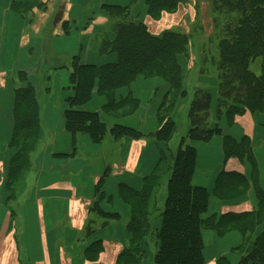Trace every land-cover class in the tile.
<instances>
[{"label": "trees", "instance_id": "obj_1", "mask_svg": "<svg viewBox=\"0 0 264 264\" xmlns=\"http://www.w3.org/2000/svg\"><path fill=\"white\" fill-rule=\"evenodd\" d=\"M123 1L102 0L100 6L104 17L109 20L108 32L113 37L108 38L107 34L99 42V55L115 54L117 62L96 66L82 63L81 56L72 59L70 84L73 94L67 98V107L63 112L65 134L71 140L70 149L64 155L54 156L56 158H75L80 136H88L96 145L102 144L106 136L115 141L147 138L167 144L176 132L177 126L172 115L179 101L188 95L187 76L179 57H184L189 66L193 54L192 40L173 29L154 36L139 19L141 16L137 10L143 6L150 19L159 21L164 15H176L183 6L195 1L126 0L125 4ZM207 3L211 6L212 19L207 24L204 18V24L207 27L212 24L216 35V15H219L223 21L222 33H225L218 41L216 70L220 100H217L219 105L215 107L216 125L212 127L210 124L214 111L213 94L199 87L190 106L188 135L181 141L176 154L171 155L169 161L165 152H161L157 166L143 179L140 191L120 185V196L132 209L128 224V231L132 235L131 246L121 254L120 264H144L149 247L155 250L153 264H205V229L215 230L219 236L231 230L239 232L244 253L239 264H264V230L261 235L254 237L257 228L264 225V189L251 147L252 141L244 136L238 142L226 136L219 126V122L226 119L232 127L237 118L246 113L254 115L258 112L264 116V0H208ZM46 5L43 0H21L13 4L12 10L26 17L28 13L33 15L36 10L41 11ZM89 22L85 23L84 32L90 29ZM73 25L79 23L63 20L60 34L69 36L73 30L78 31ZM255 63L259 67L254 70ZM194 67L189 66L188 71ZM141 76L162 79L170 87L156 114L158 130L144 135L140 130L120 125L110 127L103 115L121 119L132 116L138 110L139 100L127 97L116 102V92L130 87ZM19 78L27 85L16 90L13 99L11 146L18 150L9 164L5 184L9 203L16 202L22 194L40 147L41 98L36 88L29 83L27 73L21 72ZM95 91L105 95L108 104L100 112H88L83 108L92 101ZM216 138L223 139L224 162L235 160L239 164L248 163L252 167V175L249 180L242 173L223 170L216 180L215 198L229 202L246 196L253 189L258 200L256 211L205 218L211 207V195L206 188L194 184L198 151L187 142L208 144ZM168 175L161 226L154 230L151 224V201ZM103 184L104 178L97 183L96 194H99ZM93 211L105 219L106 224L120 218L116 214L104 213L98 203L94 205ZM16 215L17 211L10 207L11 229ZM95 246L99 248V243ZM219 264L229 263L221 260Z\"/></svg>", "mask_w": 264, "mask_h": 264}, {"label": "crops", "instance_id": "obj_2", "mask_svg": "<svg viewBox=\"0 0 264 264\" xmlns=\"http://www.w3.org/2000/svg\"><path fill=\"white\" fill-rule=\"evenodd\" d=\"M20 1L0 0V72H3L0 73V85L8 79H11L13 84L5 107L8 109L7 118L4 120L6 116L4 109V116L0 117V264H120L121 254L131 246L132 235L128 231V224L132 217V209L120 196L119 187L126 185L140 191L143 179L157 166L161 152H165L168 159L171 158L168 150L162 149L161 143L153 139L147 141V138L141 140L124 138L115 141L112 137L106 136L102 144L96 145L81 136L78 140L79 154L77 153L75 158L56 160L54 156L64 155L69 151L71 140L65 134L61 116L57 117L54 109L44 104L42 113L48 130L47 137L44 136L47 148L41 152L40 146L36 158L37 168L28 175L23 192L18 198L20 206L15 209L16 219L12 229L10 228L12 223L10 206L13 202H8L5 184L9 164L17 151L15 149L12 151L10 147L14 128V93L26 87L27 83L19 78L21 72L28 74L29 83L38 91L37 78L45 69L51 67L49 61L42 64L44 40L31 37V33L26 31L30 23L12 10L13 4ZM73 9L71 2L66 3V14L60 23L58 22L59 27L63 20L77 21L79 25L73 27L88 35V41L90 35H95L90 30L93 28L90 25L93 21L89 22L88 32H84L81 22L85 16L83 17V14L79 17L73 16ZM141 10L145 14L140 15L139 19L149 27L154 36L162 34L170 27L166 19L171 15H164L161 20L153 21L147 16L145 8ZM103 15L101 20H106V29L103 31L107 32L108 38L113 37L108 32L109 20ZM45 23L41 22L39 26L38 23L30 24L29 31L39 37L43 34ZM73 33L75 30L66 36L67 39H70ZM64 44L68 48L62 53L67 54L68 58L81 56L82 63L102 66L117 62L115 54L100 56L99 46L96 47L93 39L86 44L80 43L79 40L76 45H70L68 40ZM20 48L23 51L21 60H19L21 51H18ZM100 60L102 62H99ZM9 71H12V75H5ZM169 89V85L162 79L141 76L130 87L116 92V102L127 97L139 100L138 110L126 118L115 119L108 115H103V118L109 126L120 125L136 129L134 125L138 123L144 135L153 134L159 128L157 111ZM182 102L183 100L179 101L172 115L173 120ZM107 104V97L95 91L92 101L83 109L88 112H100ZM258 116L257 118L254 115L250 126L247 127L242 124L241 118H237L236 124L232 127L228 125L226 119L220 121L219 126L226 136H231L238 142L247 136L256 146L257 135H260L264 142V129H261L263 121L260 123L262 117ZM210 124L212 127L216 125L214 115ZM108 138L111 141H108ZM222 143V138H216L208 144L194 143L198 144V147L194 146L198 151L194 183L196 186L206 188L212 197V213L207 218L225 213H250L258 208V200L253 189L246 196L229 202H221L214 198L216 180L223 170L242 173L249 180L252 175V167L248 163L239 164L235 160L224 162ZM80 153L81 157L86 159L80 160ZM259 162L260 182L264 189V161L259 159ZM102 178L103 187L99 194H96V185ZM97 203L104 213L116 214L120 218L106 224L105 219L93 211ZM263 230L264 225L259 226L254 237L261 235ZM204 231L208 233L206 235L203 233L205 264H219L221 260H226L229 264H239L241 257L233 255L234 251L243 253L241 249L243 239L239 232L231 230L224 236H219L215 230ZM235 234H239V237ZM231 237L232 244L227 249L222 248V242ZM97 243L99 248L95 246Z\"/></svg>", "mask_w": 264, "mask_h": 264}, {"label": "rangeland", "instance_id": "obj_3", "mask_svg": "<svg viewBox=\"0 0 264 264\" xmlns=\"http://www.w3.org/2000/svg\"><path fill=\"white\" fill-rule=\"evenodd\" d=\"M124 1L126 2V0ZM124 1L123 4H125ZM194 1L195 2H190L188 5L183 6V8L180 9L176 15L170 16L168 19H166V21L170 25L169 28L171 29L173 28V30H176L180 34H186L188 37H191L193 44V48L191 51L193 54H191V58H190L191 63L190 61L188 63H190L189 64L190 67H193L195 65L194 69L188 71L189 66L186 65L185 58L179 57L181 62L180 64L183 68L184 74L185 76H187L188 95L186 96V98L183 99V102L181 103L182 105L181 108L175 114L174 120L176 121L177 130L173 138L171 139L170 143H168L167 145L163 143L160 144L162 149L168 150V152L170 153L169 155L176 154V152L180 147L181 141L184 138H186L188 135L190 129L189 111H190L191 103L194 100L196 90H198L199 87H203V89H208L213 94L214 116H215V107L219 105L217 104V102L220 100L219 81L217 77L218 72L216 69H217V60H218V45H219L218 41L221 40L225 34L222 33L223 21L219 15H216L219 26L217 25V31L215 35L214 26H212L211 24V27H207L203 22L205 18L206 23L210 24V18L212 19V10H211V6H209V4L207 3L208 0H201L199 2H197V0ZM43 2L46 3L47 5L44 6L41 9V11L36 10V12H34L33 15L31 13H28L27 16L23 18L32 25L34 23H38L39 26L41 22L42 24L46 22L43 28V34L39 37L34 36V33L29 31L31 26L30 24L29 26L26 27V31L28 33H31V37H36L44 40L43 42L44 48L42 51L44 59L42 64L44 65L45 62L49 61V66H51L48 70L45 69L43 73L40 74V76L37 78L36 81L38 84V93L42 102L41 113L44 112V108H43L44 104L49 105L51 109H54V111L57 113L58 115L57 117L61 116V120L64 122L63 111H65L67 107L66 101L67 98L73 94L70 84L71 62L73 58L72 57L68 58L67 54L62 53L63 50L68 48L67 45H65L64 43L65 41L68 40L70 41V45H74V44L76 45L77 41L79 40L80 43L86 44V42L88 43L91 39H93V42L96 43V47H98L100 39H102L104 36H107V32L103 31L104 29H106L105 28L106 20L103 19L101 20V15H103V11L100 8L102 4V0H43ZM68 2H71L72 6L74 7L72 11L73 16L79 17L82 14L83 17L85 16L83 18L84 21L82 20L81 22V26L82 25L84 26L86 22L88 23L90 19L91 21H93V23H90V25L93 26V28H91L90 30L93 31L95 35L94 36L90 35V39L88 41H87L88 35H84L79 30H78L79 32L75 31V33H73L70 39H67L65 35L63 36L59 35L60 33L59 23L60 20L65 17L66 3ZM199 4L201 10L199 8ZM141 9H143V6H141L138 10L140 15L145 14L144 12H142ZM18 51H21V55L19 56V60H21L23 51L21 50V48L18 49ZM36 55H38V53H36ZM99 62H102V60H100ZM255 65L256 66L254 70L257 67H259L258 63H255ZM6 67H8V65H6ZM5 75H12V71H9ZM47 84H49V86ZM12 86L13 84L11 82V79L5 80L4 83L0 85V117L4 116L3 114V109H4L6 113L4 120H6L7 118L8 109L7 108L5 109V107L8 104L7 98L11 94ZM44 91L45 93H43ZM257 114L262 117L260 123H262V121L264 123V116L261 113L256 112L254 115L257 118L259 117ZM254 115H252L251 113H246L245 115L239 116L238 118H241L240 121H242V124L246 125L245 127H247L250 126L251 120L254 117ZM57 117L55 116V119H57ZM41 118H42L41 134L39 136V141L41 146V152H43L47 148L46 147L47 144L44 139V136L47 137L48 130L46 127V119L44 118L43 113L41 115ZM134 128L140 130L139 124L136 123L134 125ZM261 129H264V124ZM141 132L144 131L141 130ZM82 137H86L87 139H89L88 136H82ZM257 140H258V144L254 146L253 145L254 142L251 139L252 141L251 147L253 148L254 156H256L255 159L257 162V168L260 176L259 159L264 161V142H262L260 135H257ZM263 140H264V136H263ZM108 141H111L110 138H108ZM147 141H151V140L147 139ZM41 142L43 143L41 144ZM187 144H191L195 147H198V144H194L191 142H187ZM10 147L11 150L12 149L18 150L17 148H14V146L12 147L11 144ZM77 149H78V145H77ZM53 151L54 150H52V152ZM37 155L38 153L36 154L32 165L33 170L37 168L36 165ZM166 157L168 158L167 154ZM79 158L80 160L81 158L86 159L84 157H81V153ZM54 159L57 160L59 158H54ZM60 160L63 161V159ZM78 162L80 163V161ZM263 173H264V167H263ZM168 179H169V175L163 179V182L156 193V197L151 201V205H150L151 224L154 230L159 229L161 226V213L163 212L165 199L167 197ZM18 205L20 206V202L18 200L17 202H13L10 206L11 210L14 209L17 210ZM212 207L213 206L211 201L210 210L205 215V218H207V216L210 213H212ZM203 233H205V235L208 234L206 231H203ZM235 235H238L236 237H239V234H235ZM231 239L232 237L222 242L223 244L222 248L227 249L232 244ZM148 250L149 253L148 256L144 259V264H153V256L155 250L151 249L150 247ZM243 254L244 253L241 254L240 252L237 251L233 252V255L237 257H242Z\"/></svg>", "mask_w": 264, "mask_h": 264}]
</instances>
